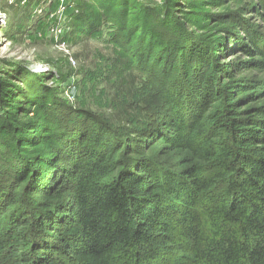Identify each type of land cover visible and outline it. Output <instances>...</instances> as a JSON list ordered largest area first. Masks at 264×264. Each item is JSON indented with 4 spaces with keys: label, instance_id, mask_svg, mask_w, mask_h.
<instances>
[{
    "label": "trees",
    "instance_id": "16d2710c",
    "mask_svg": "<svg viewBox=\"0 0 264 264\" xmlns=\"http://www.w3.org/2000/svg\"><path fill=\"white\" fill-rule=\"evenodd\" d=\"M92 2L76 26H114L147 81V123L132 134L134 154L150 155L125 161L120 127L81 118L61 184L44 168L20 173L15 141L0 153V264H264V87L199 68L183 35L142 40L124 4ZM248 43L241 66L264 75V38Z\"/></svg>",
    "mask_w": 264,
    "mask_h": 264
},
{
    "label": "rangeland",
    "instance_id": "374dc122",
    "mask_svg": "<svg viewBox=\"0 0 264 264\" xmlns=\"http://www.w3.org/2000/svg\"><path fill=\"white\" fill-rule=\"evenodd\" d=\"M113 1L125 5L131 32L142 40L144 35L154 39L183 35L187 51L191 47L190 51L199 52L197 57L189 56L199 59V68L217 64L226 70L218 74L222 80L233 75L234 81L246 80L257 90L264 87L263 74L241 66L248 57L240 48L249 46L248 37L264 38V12L258 0ZM22 2L0 0L5 16L0 26V153L19 144L20 173L24 165L44 168L47 177L55 175L63 184L62 177L71 169L70 150L79 145L73 139L79 136L77 125L91 116L108 118L114 128L124 131L125 161L150 155L134 154L139 150L132 134L147 123L142 100L147 81L126 66L115 48L114 26L102 23L86 35L76 26L83 5L96 8V4L70 0L67 10L56 5L38 23L35 6ZM52 26L57 33L49 31Z\"/></svg>",
    "mask_w": 264,
    "mask_h": 264
},
{
    "label": "built area",
    "instance_id": "2783aa9c",
    "mask_svg": "<svg viewBox=\"0 0 264 264\" xmlns=\"http://www.w3.org/2000/svg\"><path fill=\"white\" fill-rule=\"evenodd\" d=\"M68 2H70V0H23V2L21 3L22 6H24L25 4H28L27 6H29V4L31 3L33 6H35V15L36 19L38 23H40L43 19H41L43 17V15L46 13V11L54 6H60L61 9L67 10V4ZM40 5V6H38ZM28 8V7H26ZM4 14L0 11V26L2 24H4L3 19H4ZM57 19L61 22L63 19V16H57ZM55 21V19H53ZM49 31L54 34L57 33L58 31L55 29V26L50 27Z\"/></svg>",
    "mask_w": 264,
    "mask_h": 264
}]
</instances>
